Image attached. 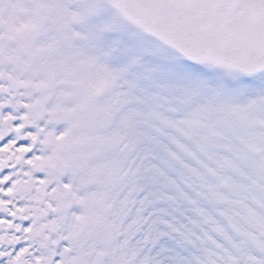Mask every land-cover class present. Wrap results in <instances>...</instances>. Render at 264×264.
I'll return each mask as SVG.
<instances>
[{"label": "snow or ice", "instance_id": "6c2138e0", "mask_svg": "<svg viewBox=\"0 0 264 264\" xmlns=\"http://www.w3.org/2000/svg\"><path fill=\"white\" fill-rule=\"evenodd\" d=\"M0 264H264V0H0Z\"/></svg>", "mask_w": 264, "mask_h": 264}]
</instances>
